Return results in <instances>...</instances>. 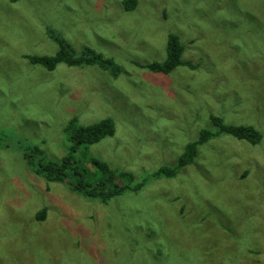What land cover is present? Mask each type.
Wrapping results in <instances>:
<instances>
[{"label":"rangeland","instance_id":"rangeland-1","mask_svg":"<svg viewBox=\"0 0 264 264\" xmlns=\"http://www.w3.org/2000/svg\"><path fill=\"white\" fill-rule=\"evenodd\" d=\"M136 1L0 0V264H264V0ZM47 27L120 74L29 62L57 50ZM168 33L195 68L137 66L165 59ZM210 115L261 139L221 133L174 176H152L214 129ZM105 117L114 133L86 153L144 181L137 190L102 203L24 157L36 145L59 161L73 125Z\"/></svg>","mask_w":264,"mask_h":264},{"label":"trees","instance_id":"trees-1","mask_svg":"<svg viewBox=\"0 0 264 264\" xmlns=\"http://www.w3.org/2000/svg\"><path fill=\"white\" fill-rule=\"evenodd\" d=\"M136 4V0H122L125 10L135 8ZM46 34L55 42L57 50L50 56H24L29 62L40 63L47 70H53L60 63L68 66L98 65L114 78L120 74L121 67L113 58L104 56L88 47L77 53L59 32L50 27L46 28ZM182 51L183 46L179 42L178 37L173 33H168L165 46L166 56L163 61L135 64L152 72L163 74L169 73L179 65L194 69L195 66L192 63L181 59ZM75 119L73 117L72 121ZM210 121L214 129L201 130L196 140L185 144L175 165L160 166L153 172L152 176H174L179 168L191 163L197 152L198 144L221 133L232 135L237 139H244L251 144H256L261 139L260 131L252 125L225 124L217 115H210ZM72 128L73 131L68 137L70 144L59 161H44L41 158L42 150L36 145L31 146L24 153V157L34 167L36 174L45 177L50 182H66L71 190L88 198H97L102 203H106L111 197L118 196L127 190H137L144 184V181H140L132 186L131 181L133 179L127 171L111 168L105 161L89 156L86 153L88 145L114 133V122L111 117H105L91 125L76 123ZM77 152L79 153L78 156ZM86 176L89 177L87 178ZM43 212L44 210L42 209L36 213L38 219H43Z\"/></svg>","mask_w":264,"mask_h":264}]
</instances>
